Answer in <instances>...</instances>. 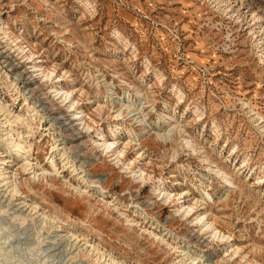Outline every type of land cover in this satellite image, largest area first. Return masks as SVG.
Returning <instances> with one entry per match:
<instances>
[{"label":"rangeland","instance_id":"obj_1","mask_svg":"<svg viewBox=\"0 0 264 264\" xmlns=\"http://www.w3.org/2000/svg\"><path fill=\"white\" fill-rule=\"evenodd\" d=\"M263 53L264 0H0V264H264Z\"/></svg>","mask_w":264,"mask_h":264},{"label":"bare ground","instance_id":"obj_2","mask_svg":"<svg viewBox=\"0 0 264 264\" xmlns=\"http://www.w3.org/2000/svg\"><path fill=\"white\" fill-rule=\"evenodd\" d=\"M238 14L240 15V13H239V11H238ZM237 14V15H238ZM249 17V16H248ZM247 17V18H248ZM241 17L239 16V19H240ZM253 21H255V18H253V19H251L250 21H249V23H252ZM253 25H255L256 23H252ZM252 24H251V26H252ZM263 55H264V53H263ZM10 65H11V68H12V71L14 70L15 72H18L19 74L17 75V77L18 78H21L22 79V77H24V75L26 74V71H23L22 70V66L20 65V64H14V62L13 61H11L10 62ZM31 82L28 84V86L30 87L31 86ZM27 86V87H28ZM64 95H65V97L66 98H68V93H64ZM44 111V109H42V112ZM53 121V120H52ZM68 122H70V120H64L62 123L64 124V125H69L68 124ZM67 123V124H66ZM62 124V125H63ZM53 125V124H52ZM67 128H69V127H67ZM103 146L105 147V149L107 150V151H110V152H113L114 153V151H115V142L114 141H107V142H105L104 144H103ZM15 147H17V151L19 152L21 149H22V147L20 146V144L19 145H16ZM120 154H122V153H120ZM64 156V155H63ZM120 156L121 155H119L118 156V158L117 159H119L120 158ZM52 164H53V166H55V164H54V162L52 161ZM141 177H143V176H141ZM226 178V177H225ZM226 180V179H225ZM227 182H230L229 181V179L228 180H226ZM230 184H232V182H230ZM13 192H17V188H15V189H13ZM100 193L102 194V196L103 197H105L104 195H105V193L103 192V191H101L100 190ZM206 196L210 199V198H212L208 193L206 194ZM169 197H171V194L170 193H168L167 194V198H169ZM9 199V198H8ZM23 203H20V204H18V205H22ZM24 205V204H23ZM21 207V206H20ZM182 208V211H184V214H186V216H189V215H191L193 212H194V210H193V208H191V207H188V208H186V209H184V207L182 206L181 207ZM139 211V210H138ZM136 212V211H135ZM196 214V213H195ZM194 213L192 214V215H195ZM197 222H199V223H203V222H205L204 220H205V217L202 219V218H200V217H198L197 219ZM135 223V222H134ZM204 227L206 228V227H208V229L207 230H211V234H213V236H214V238H219L221 241H223V240H227L228 239V237L227 236H225L224 234H222L221 232H219L216 228H214L213 227V225H209V224H207V223H205L204 225H203V229H204ZM149 234L150 235H153L154 236V238L156 239V240H159V241H161V242H163V243H165V239H163V237H159L158 235H156L154 232H149ZM69 236V235H68ZM61 237V236H60ZM71 238H73V240L74 241H76L77 243H78V239L77 238H75L73 235L72 236H70ZM57 238V237H56ZM57 239H59V238H57ZM72 240V239H71ZM52 245V244H51ZM168 245V244H167ZM54 246V245H53ZM85 246V245H84ZM55 247V246H54ZM88 247V246H87ZM92 250V249H91ZM95 251H97V254H99V251L98 250H95ZM184 252V251H183ZM190 257V259L191 260H193V262H197V263H195V264H210V263H207V262H209V260H208V258H205L204 256H189ZM204 258H205V260H204ZM106 264H120L118 261H116L115 259H112V258H110V259H106ZM44 264H47V263H44Z\"/></svg>","mask_w":264,"mask_h":264}]
</instances>
